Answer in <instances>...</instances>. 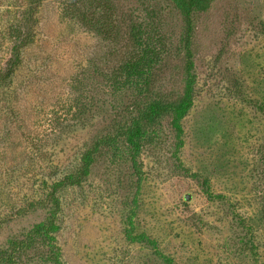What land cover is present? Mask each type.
Returning a JSON list of instances; mask_svg holds the SVG:
<instances>
[{"label":"rangeland","instance_id":"rangeland-1","mask_svg":"<svg viewBox=\"0 0 264 264\" xmlns=\"http://www.w3.org/2000/svg\"><path fill=\"white\" fill-rule=\"evenodd\" d=\"M4 1L0 69L16 45L21 63L0 83V264H264V0L191 22L176 0ZM132 25L160 41L130 44ZM128 45L154 75L116 80ZM188 95L183 118L121 135Z\"/></svg>","mask_w":264,"mask_h":264},{"label":"trees","instance_id":"trees-1","mask_svg":"<svg viewBox=\"0 0 264 264\" xmlns=\"http://www.w3.org/2000/svg\"><path fill=\"white\" fill-rule=\"evenodd\" d=\"M178 7L180 10L184 13L185 17L191 22V16L193 11L196 8L203 7L205 0H176ZM5 3L4 0H0V5ZM3 6H0L2 8ZM3 11L1 10L0 14V25L3 18ZM101 31L105 33V35H109L111 33L109 29L102 28ZM152 31V30H151ZM150 30L142 29L137 25L130 26V44H140L143 42L144 39H153L155 38L157 41H160L161 38H159L157 32H151ZM6 31L1 29L0 26V37H2V34ZM27 41L31 40L29 37H25ZM129 44V45H130ZM129 45L126 49V54L122 58V61L116 66L114 70L115 78L118 82L121 83H133V76L134 75H144L150 72L151 75H154L151 70L153 69L154 64V58L151 57L147 58L144 55L138 54L132 48L129 49ZM4 44L0 38V55H2ZM11 57L6 61V67L3 69H0V83L3 81H6L10 79L13 74H15L16 69L19 67L21 63V46L16 45L12 48L11 51ZM157 61V59H155ZM148 86L151 85L150 80L147 83ZM192 106V100L189 98V95L186 96L180 103L177 104H170V103H163L159 100H155L150 107L143 113L140 118L136 119L134 121V125L131 127H128L120 133L121 135L126 136L129 138V141L132 144H136L139 140L143 139L144 131L142 130L143 125H147L152 123L153 121L157 120L160 115L166 112H174L177 114L179 118H183L189 109ZM105 143L106 141H110L111 143L115 141L114 138L104 139ZM99 151V146L94 149H89L86 151L81 158V163L77 167V169L73 172H70L66 174L61 180L57 181L54 184V189L52 193V199L56 202L58 207L60 206V201L58 196H56V191L64 184H79L82 182V180L89 174L90 167L92 163L94 162V154H96ZM262 212L264 215V207L262 208ZM57 215V210H56ZM55 224L53 223L52 226ZM44 226L40 225L39 230H41Z\"/></svg>","mask_w":264,"mask_h":264},{"label":"water","instance_id":"water-1","mask_svg":"<svg viewBox=\"0 0 264 264\" xmlns=\"http://www.w3.org/2000/svg\"><path fill=\"white\" fill-rule=\"evenodd\" d=\"M186 199H187V200H190V199H191V198H190V195L187 194Z\"/></svg>","mask_w":264,"mask_h":264}]
</instances>
